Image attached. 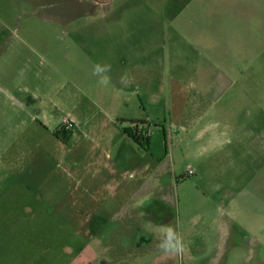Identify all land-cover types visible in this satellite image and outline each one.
<instances>
[{
    "label": "rangeland",
    "instance_id": "1",
    "mask_svg": "<svg viewBox=\"0 0 264 264\" xmlns=\"http://www.w3.org/2000/svg\"><path fill=\"white\" fill-rule=\"evenodd\" d=\"M105 176L121 186L100 189ZM167 225L183 251L156 247ZM255 250L264 0H0V264H247Z\"/></svg>",
    "mask_w": 264,
    "mask_h": 264
},
{
    "label": "clouds",
    "instance_id": "2",
    "mask_svg": "<svg viewBox=\"0 0 264 264\" xmlns=\"http://www.w3.org/2000/svg\"><path fill=\"white\" fill-rule=\"evenodd\" d=\"M111 71L110 64L95 63L93 65L92 74L97 76L98 83L107 87L111 83V77L107 75ZM131 78L127 73L120 77V83L127 87L131 84ZM156 247L163 253H179L183 251L184 244L182 236L171 225L164 226L158 237V243Z\"/></svg>",
    "mask_w": 264,
    "mask_h": 264
},
{
    "label": "crops",
    "instance_id": "3",
    "mask_svg": "<svg viewBox=\"0 0 264 264\" xmlns=\"http://www.w3.org/2000/svg\"><path fill=\"white\" fill-rule=\"evenodd\" d=\"M32 51H34V49H32ZM35 52H37V51H35ZM72 117V116H71ZM72 119L74 120V122H75V124L77 125V123H76V120L72 117ZM62 125V124H61ZM114 147V146H113ZM123 158L124 157H118L117 159L118 160H123ZM129 158V157H128ZM112 169V171H111V174L112 175H116V174H118L115 170V168H114V166H112L111 167ZM100 172H101V170L100 169H98L97 170V174H100ZM100 180H101V178H100ZM112 180L114 181V182H109L108 181V179H106V176L103 178V180H101V182H99V186H100V189H105V188H108V186L109 185H113L115 188H118L119 186H121V184H122V182H121V180H120V178L118 179L117 178V176H113L112 177ZM247 226H248V223L247 224H245V227L247 228ZM247 232L250 234V235H255V234H257L256 233V231L252 228V227H250L249 226V228H247ZM236 240L238 241V242H240V239H238V238H236ZM246 241H248L249 243H253V242H255L254 240H250V238L248 237L247 239H246ZM237 256H238V254L237 253H233L229 258L230 259H237ZM247 259L249 260V262H247V264H264V256H262V254H261V252H257L256 250L255 251H253V252H251V254L247 257Z\"/></svg>",
    "mask_w": 264,
    "mask_h": 264
},
{
    "label": "trees",
    "instance_id": "4",
    "mask_svg": "<svg viewBox=\"0 0 264 264\" xmlns=\"http://www.w3.org/2000/svg\"><path fill=\"white\" fill-rule=\"evenodd\" d=\"M135 125L133 127L127 128V133L131 138L141 147L148 148L150 145V133L148 132V127L146 121H132ZM60 132L69 133L70 130L65 128L63 125L60 126Z\"/></svg>",
    "mask_w": 264,
    "mask_h": 264
},
{
    "label": "built area",
    "instance_id": "5",
    "mask_svg": "<svg viewBox=\"0 0 264 264\" xmlns=\"http://www.w3.org/2000/svg\"><path fill=\"white\" fill-rule=\"evenodd\" d=\"M62 125L67 128V129H71L75 127V122L72 119V117L70 115L65 116L62 120ZM149 132V130H148ZM195 171L193 170V168L191 166L188 167L187 169V175H194Z\"/></svg>",
    "mask_w": 264,
    "mask_h": 264
}]
</instances>
